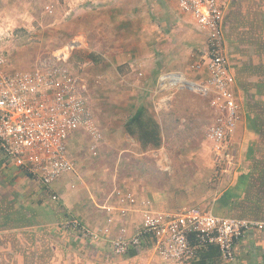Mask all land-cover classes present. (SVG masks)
Listing matches in <instances>:
<instances>
[{
	"label": "crops",
	"instance_id": "0c3cea01",
	"mask_svg": "<svg viewBox=\"0 0 264 264\" xmlns=\"http://www.w3.org/2000/svg\"><path fill=\"white\" fill-rule=\"evenodd\" d=\"M250 1L222 3L224 42L240 118L234 135L237 168L231 181L223 183L216 196L210 182L214 166L205 135L202 141L206 149L189 146L195 139L192 131L199 120L203 118L207 128L213 121L208 101L178 87L169 88V94L163 95L160 102H150L143 96L146 84L155 89L154 93L161 92L157 81L165 73L189 81L205 80V67L193 68L205 49L204 34L181 13L177 0H137L135 8L126 0L120 9V21L111 15L116 16L108 6L95 11L105 12V18H99V22L112 24L105 37L96 41L114 45L104 49L105 58L113 64L134 66L141 71L133 84L139 88L137 99L126 121L140 107L160 125V139L167 134L170 141H185L184 147L181 143L177 145L178 142L169 146L167 176L161 174L164 170L159 158L153 160L151 170L149 165L140 167L135 180L127 177L128 168L124 169L119 178L111 177V187L116 184L139 199L149 200L150 208L155 211L198 205L218 216L262 223V227L250 229L235 242L232 261L221 259L217 247L212 245L200 249L196 258L185 264H264V15L260 13L264 1L253 0L252 4ZM259 30L263 37L256 36ZM166 128L168 131L164 132ZM71 141L68 155L74 161ZM156 147L147 144L141 154ZM205 155L208 168L202 174L203 168L195 169L191 162ZM75 162V172L64 175L52 189L46 190L31 180L19 163L0 152V264H164L149 238L124 253L115 254L105 244L91 242L60 226V220L66 216H75L94 227L105 224L112 216L108 235L112 237L120 225L124 224L131 233L141 220L136 205L125 217L119 216L112 194L114 188L102 198L96 196L94 183L83 177L85 169ZM74 179V183L80 182L78 191L74 183L68 186ZM48 191L55 193L58 200L52 201ZM105 206L112 209L107 211Z\"/></svg>",
	"mask_w": 264,
	"mask_h": 264
},
{
	"label": "built area",
	"instance_id": "2783aa9c",
	"mask_svg": "<svg viewBox=\"0 0 264 264\" xmlns=\"http://www.w3.org/2000/svg\"><path fill=\"white\" fill-rule=\"evenodd\" d=\"M223 1L177 0L181 13L205 36L201 59L193 64L195 70L205 67V80L192 82L180 75L165 73L157 81L159 88L184 86L208 99L213 121L205 138L214 166L211 180L215 191L223 183H229L235 174L234 135L240 118L222 29ZM45 10L52 11L50 5ZM77 130L90 137L89 151L96 155L101 134L93 118L86 79L63 62L32 70H9L6 56L0 52V152L19 163L31 180L50 189L52 183L75 172L67 141ZM112 194L120 217H125L135 205L140 211L141 220L131 233L122 224L114 236H108L112 216L105 224L95 227L76 218L64 221L63 226L84 239L105 244L115 254L124 253L149 238L164 264H185L196 258L200 249L212 245L217 247L221 259L232 261L235 242L250 229L262 227L259 221L218 216L198 205L155 211L150 208L149 200L139 199L131 191L118 187ZM50 196L57 198L55 193Z\"/></svg>",
	"mask_w": 264,
	"mask_h": 264
},
{
	"label": "rangeland",
	"instance_id": "374dc122",
	"mask_svg": "<svg viewBox=\"0 0 264 264\" xmlns=\"http://www.w3.org/2000/svg\"><path fill=\"white\" fill-rule=\"evenodd\" d=\"M124 1L126 0H0V52L6 56L9 70H32L54 62H63L68 69L86 79L93 118L101 139L97 143V154L93 155L89 151L90 137L84 131L77 130L69 137L73 142L70 152L76 157L74 162L77 161L78 166L85 169L83 177L94 183L93 191L96 196H101L99 198H102V195L106 196L115 186L118 187L116 184L111 187V177L119 178L126 168H128L127 177L135 180L140 167L149 165L148 168L151 170L153 160L160 158L164 170L161 174L167 176L169 168L166 158H168L169 146L176 142L177 145L180 143L183 147L185 145L184 140L170 141L166 134L164 139H161L159 148L154 146L155 149L152 148L148 153L141 154L145 145L126 133L124 129L125 121L134 106L133 102L137 99L139 88L133 84H136L138 77L141 76L139 73L141 71L134 69V66L113 64L105 58L104 55L107 53L104 49L114 45L97 44L96 41L99 37H105L106 31L111 30L112 24L98 21L99 18L101 20L105 18L104 11L95 12L108 6L107 8L114 9L116 16L111 15L120 21L122 19L120 9ZM127 1L135 8L137 0ZM261 1L257 0L258 3ZM47 5H50L51 12L45 10ZM249 11L251 17L252 6ZM261 11V15H264V8ZM254 18L255 16L252 20ZM6 27H9V30L6 31ZM256 36H262L260 30ZM63 53L64 58L61 57ZM57 57L60 60H57ZM192 82L198 81L192 80ZM144 87L146 91L143 96L150 102L163 101L160 99L170 91L160 87L161 92L154 93L155 89L150 88V85L146 84ZM178 88L186 89L184 86ZM205 99L208 101L206 97ZM199 121V125L193 127L194 131L191 129L195 139L189 146L204 150L207 147L202 138L206 134L207 124L203 118ZM167 131V128L164 129V132ZM207 160L206 155L202 158L197 157L191 162V166L195 169L201 166L204 174L203 171L208 168ZM74 182L75 179L68 182V186ZM210 182L212 183L211 179ZM56 184L57 181L52 183L50 188L52 189ZM79 184L80 182L74 183V189L77 187L76 191L81 189L78 188ZM218 192L219 190L215 191L214 188L213 195L216 196ZM50 194L48 191L49 196ZM51 200L57 201L58 198ZM70 218L80 220L75 216H66L60 220V226L64 227L63 222Z\"/></svg>",
	"mask_w": 264,
	"mask_h": 264
},
{
	"label": "trees",
	"instance_id": "16d2710c",
	"mask_svg": "<svg viewBox=\"0 0 264 264\" xmlns=\"http://www.w3.org/2000/svg\"><path fill=\"white\" fill-rule=\"evenodd\" d=\"M124 129L126 133L135 137L142 145L159 146L161 143L159 137L160 125L140 107H137L133 115L125 122Z\"/></svg>",
	"mask_w": 264,
	"mask_h": 264
}]
</instances>
